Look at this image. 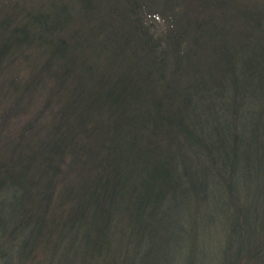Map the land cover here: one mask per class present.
Segmentation results:
<instances>
[{"label":"trees","instance_id":"16d2710c","mask_svg":"<svg viewBox=\"0 0 264 264\" xmlns=\"http://www.w3.org/2000/svg\"><path fill=\"white\" fill-rule=\"evenodd\" d=\"M206 257L264 264V0H0V264Z\"/></svg>","mask_w":264,"mask_h":264},{"label":"rangeland","instance_id":"374dc122","mask_svg":"<svg viewBox=\"0 0 264 264\" xmlns=\"http://www.w3.org/2000/svg\"><path fill=\"white\" fill-rule=\"evenodd\" d=\"M160 21L161 22H164V20L162 18H160ZM214 231L215 230L213 229V232ZM210 261H211V259H209V257H206V258H203V259L200 260L201 264H208ZM211 263H214V260H212Z\"/></svg>","mask_w":264,"mask_h":264}]
</instances>
